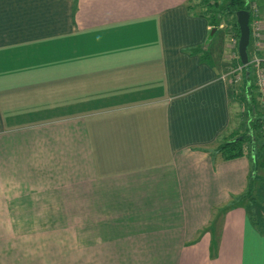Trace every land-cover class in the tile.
<instances>
[{
  "label": "crops",
  "instance_id": "0c3cea01",
  "mask_svg": "<svg viewBox=\"0 0 264 264\" xmlns=\"http://www.w3.org/2000/svg\"><path fill=\"white\" fill-rule=\"evenodd\" d=\"M186 1L0 0L3 244L2 229L18 239L45 218L100 259L264 264L246 204L216 218L253 160L214 150L233 119L230 61L218 42L210 59L192 51L210 27ZM7 45L24 57L12 77Z\"/></svg>",
  "mask_w": 264,
  "mask_h": 264
},
{
  "label": "rangeland",
  "instance_id": "374dc122",
  "mask_svg": "<svg viewBox=\"0 0 264 264\" xmlns=\"http://www.w3.org/2000/svg\"><path fill=\"white\" fill-rule=\"evenodd\" d=\"M246 4H248V10L250 9V6L252 4H255L259 9V7L263 6V0H246ZM226 25V22H224V24H221L220 26L225 27ZM230 27L231 26L225 27L228 29V31H230V33L228 32V34L222 35L224 41L222 54L229 51L227 49V45L232 41L235 44L234 48H232V55L234 51H236L238 55V39L234 38L235 36L232 33V30H230ZM211 35V33L208 34L209 37H211ZM65 38L67 41L68 39L73 40L74 36ZM24 42L26 43L27 41ZM37 42H40L41 44L47 43H43L41 39H39ZM2 49L5 51V62L11 61V63L7 65L8 70H5L4 73L7 77H12V71L17 68V60L23 59L24 57L21 56L22 53L18 51V47L15 45H7ZM251 50L253 55L257 50H259L258 47H254V42L252 39ZM29 54V58H31V55L33 53L30 52ZM39 54H43V56H38L37 54V58L41 57L43 59H48L47 52H39ZM32 58H35V56ZM234 62L235 66H238L240 64L239 57ZM241 71L239 72V74H241ZM257 75L258 73L255 69V80H257L258 78ZM236 92L237 94H239V96L244 95L243 91L240 90L239 87L236 88ZM253 96H255L256 98L253 101L255 111L257 110L256 112L254 110H250L251 107L247 108L245 104H240L239 102L236 103L237 99L235 97L233 98L234 104L232 105V123L230 124L229 130L225 135H223V137H228L229 133L233 130L237 131V133L239 134H244L247 131V128H251L250 125L253 124L252 119L256 115H259V110L261 112L260 114L264 113V105H259V91L254 90ZM263 128L264 124L261 129ZM261 133L264 136V129L263 132L261 131ZM255 159L257 160V163L255 165L253 164L252 168L255 173H257L258 171L259 180L254 186H252L254 202H249L250 200H248L245 202V204L248 207L247 212L249 213V217L254 223H261V227L259 228L263 229L264 233V164L260 162L261 160L264 161V148H256ZM255 159L253 162H255ZM25 217H27V215H25ZM33 222L38 224L43 223L44 225H25L23 228H18V239L10 237L11 232L9 230L6 231L2 229V235H4L5 237L9 236V241L13 240V243L8 242L6 244H3L5 240H0V264H148V260H127L121 258H113L112 260L102 258L100 259V257L103 256V250L105 248L97 247L98 249L96 248L95 250H93V252L82 253L79 248L80 243L76 240V235H78L77 228L59 225H48L45 218L34 221H32L31 219L26 220L25 218V224H30ZM19 231H22L20 235ZM19 236L21 237V239H19ZM5 245L7 247H5ZM1 247L3 248V251L1 250ZM6 248H9L7 251H5L7 254L13 251L14 254L12 255V257L5 256L4 249ZM96 252L100 255H98ZM85 254H87L88 256H86ZM96 254L99 256V258H96L94 256Z\"/></svg>",
  "mask_w": 264,
  "mask_h": 264
},
{
  "label": "trees",
  "instance_id": "16d2710c",
  "mask_svg": "<svg viewBox=\"0 0 264 264\" xmlns=\"http://www.w3.org/2000/svg\"><path fill=\"white\" fill-rule=\"evenodd\" d=\"M184 6L189 15H195L207 20L210 27L209 33L211 32L212 29H214V32L211 33L212 34L211 37L208 36L207 44L205 47L196 46L195 48H192V51L198 53L203 59L211 58L212 56L211 45L212 44L214 45L215 42L220 43L219 45H217L219 48L216 51V53L222 54V50L224 47V41L222 35L228 34V32L230 33V31H228V29L225 27L231 26L230 30H232V33L235 36L234 38L238 39L239 26L236 21L235 13L236 11L241 9L248 10V4H246V0H222V1L187 0ZM259 9L262 14L263 12L262 6L259 7ZM224 22H226L227 25L225 27L220 26L221 24H224ZM247 55H248V60H251L253 57V53L251 50V38L247 46ZM257 56L264 58V49L262 51H258ZM259 66L264 68V61L260 62ZM255 69H256L255 63H248L246 66L243 67V70L241 71L240 74V79L237 82L234 81V74L229 73L225 76L226 77L225 81L229 89V99L233 100V98L235 97L237 99L236 102H239L240 104H245L247 108L251 107L250 110H254V111L255 108L253 101L256 98L255 96H253V93L254 90L259 91L257 80H255ZM237 87H239V89L243 91L244 93L243 96H239V94H237L236 92ZM259 105H262L260 102V95H259ZM260 113L261 112L259 110V115H256L252 119L253 124L250 125L251 128L248 129L246 127L247 131L244 134L242 133L239 134L237 133V131L233 130L229 133L228 137L226 138L223 137L221 139L220 143L214 149L216 154L220 155L221 159L229 160L244 155H249V157L254 161V159L256 158V148L258 147L264 148V136L261 133V131L263 132L264 129V128L261 129V127L264 124V113L263 114ZM260 162L264 164L263 160H261ZM256 163L257 160L255 159V162H253V164L255 165ZM250 177L251 180L249 182V187H247L245 192L239 195H232L229 201L227 202V204L221 206L216 211V218L217 216L224 215L226 211L231 208L244 205L245 202L248 200H250L249 202H254L252 186H254L257 183L259 177L257 176V173L253 171V168L251 169ZM216 218L213 219L211 223L214 224ZM260 224H261L260 222L259 224L255 223V225L257 226L259 225L258 227H261ZM259 230L263 232V229L259 228Z\"/></svg>",
  "mask_w": 264,
  "mask_h": 264
},
{
  "label": "built area",
  "instance_id": "2783aa9c",
  "mask_svg": "<svg viewBox=\"0 0 264 264\" xmlns=\"http://www.w3.org/2000/svg\"><path fill=\"white\" fill-rule=\"evenodd\" d=\"M248 12H249V22L248 23H249V29H250L249 40L251 38L254 42V47L256 46L259 48V50H257L256 53L253 55L252 59L248 60V63L256 64V72L258 73L257 84L259 88L260 102L262 105H264V68L259 66V63L263 62L264 58L257 56L258 51H262L264 49V22L262 19V14L255 4H252L250 6V9L248 10ZM234 45L235 44L232 41L227 45V49L229 51L226 55V59H228L230 62H229L228 72L225 74V76L229 73L234 74V81L237 82L240 79L239 72L248 63L243 64L240 61L239 62L240 64L238 66H235L234 61H236L239 56L237 55L236 51H234L232 55V48H234Z\"/></svg>",
  "mask_w": 264,
  "mask_h": 264
},
{
  "label": "water",
  "instance_id": "95a60500",
  "mask_svg": "<svg viewBox=\"0 0 264 264\" xmlns=\"http://www.w3.org/2000/svg\"><path fill=\"white\" fill-rule=\"evenodd\" d=\"M236 21L239 26V37L237 41V50L240 61L243 64L248 63L247 46L249 44L250 29H249V12L241 9L236 11ZM214 29L210 33H213Z\"/></svg>",
  "mask_w": 264,
  "mask_h": 264
}]
</instances>
